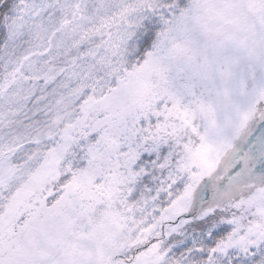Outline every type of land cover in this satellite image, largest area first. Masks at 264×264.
<instances>
[{"label": "snow or ice", "instance_id": "obj_1", "mask_svg": "<svg viewBox=\"0 0 264 264\" xmlns=\"http://www.w3.org/2000/svg\"><path fill=\"white\" fill-rule=\"evenodd\" d=\"M0 264H264V0H0Z\"/></svg>", "mask_w": 264, "mask_h": 264}]
</instances>
